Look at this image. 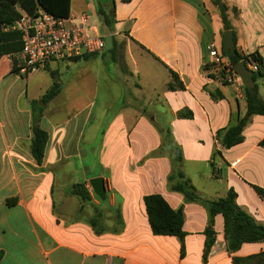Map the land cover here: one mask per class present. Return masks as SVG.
<instances>
[{
	"label": "crops",
	"instance_id": "1",
	"mask_svg": "<svg viewBox=\"0 0 264 264\" xmlns=\"http://www.w3.org/2000/svg\"><path fill=\"white\" fill-rule=\"evenodd\" d=\"M97 1L107 6L111 0H71L70 16H97ZM113 1L114 34L124 37L127 72L118 65H110L107 72L102 53L86 61L47 63L51 70H59L62 89L44 104L40 125L49 139L43 172L34 170L39 167L29 153L30 102L39 101L52 80L33 93L27 86L32 73L23 80L8 70L0 72V264H233V258L259 255L264 241L243 244L229 254L223 217L217 215L216 242L207 262H202L208 213L199 203L186 202L182 194L171 190L170 158L167 152L158 154L161 136L153 125L167 118L162 127L169 129L180 148V169L201 198H223L232 189L237 205L264 225V200L253 189H264V148L258 145L264 138V116L252 118L242 143L222 151L228 165L223 178L216 179L210 169L215 132L229 125L231 112L243 116L246 108L243 84L219 80L208 63L206 46L215 42L223 48L217 9L210 0ZM224 1L238 51L258 53L264 67V0ZM206 65L209 68L204 70ZM66 74L72 75L70 82H78L76 87L88 85L92 76L96 83L98 79L97 86L102 81L109 92L99 95L97 88L92 95L66 94ZM170 83L174 90L167 88ZM256 85L264 101V77ZM204 87L217 89L224 98L212 101ZM98 97L104 104L97 107ZM111 111L114 115L107 119ZM180 112H190L192 117L180 119ZM82 143L88 149L81 148ZM80 164L88 168V181L103 177V204L88 185L91 200L79 201L55 171ZM152 194L161 195L174 210L183 208V257L176 237L151 232L143 197ZM11 199L16 202L8 206ZM94 206L105 228L99 236L88 224ZM116 210L120 225L115 223Z\"/></svg>",
	"mask_w": 264,
	"mask_h": 264
},
{
	"label": "trees",
	"instance_id": "2",
	"mask_svg": "<svg viewBox=\"0 0 264 264\" xmlns=\"http://www.w3.org/2000/svg\"><path fill=\"white\" fill-rule=\"evenodd\" d=\"M122 3L127 4L131 0H120ZM213 6L217 9L219 18L222 23V36L226 31H231L233 34L234 46L230 50L222 48L223 54L229 59L230 64L234 68L239 63L247 64L253 62L257 65V69L253 71L254 87L248 89L243 87V95L245 99V114L239 116L236 113L232 114L228 126L217 130L214 134L215 148L211 155L210 169L212 175L216 179L225 176L224 170L228 167L227 163L222 157V151L227 150L235 145L244 141L243 131L245 127L251 122L254 116H264V101L258 96V89L256 80L264 77L263 59L258 53L243 54L238 51L236 46V37L233 30L228 12L229 7L224 0H210ZM109 5H105L97 1L96 15L100 19L103 26L110 32H115V10L114 1H108ZM71 0H0V62L5 58H17L19 64L15 69L9 71L11 75H18L24 78L20 73L21 61L19 54L22 49L21 34L12 30H5L7 27L12 26L20 17V11L26 13L30 17H37L39 11L49 14L58 19H66L70 16ZM234 17L238 16L237 8H231ZM125 46L124 41H117L112 37L110 46L101 54V60L107 72H109L110 65H118L123 72H127L123 62V49ZM96 55H84L82 57H75L73 61L89 60ZM207 65L203 68L206 70ZM171 78L176 76L170 72ZM169 90H174L172 83L168 84ZM182 89V86H178ZM62 85L56 80L52 82L51 86L41 97L42 101L47 105L54 99L61 91ZM212 101L217 102L224 97L217 89L209 90L204 87ZM39 101L33 100L30 102V145L29 153L33 158L35 164L39 169L35 171L43 172L41 168L45 154L46 145L49 139L48 132L45 131L41 125V118L43 115L44 107L39 104ZM180 119H188L192 117L190 112H180L177 114ZM153 125L159 135L161 136V145L158 154L167 152L170 158L171 170L167 181L171 184V190L183 195L186 202L199 203L205 208L208 213V223L203 231L205 236L204 249L202 254V262L206 263L211 255L212 248L216 242V233L214 230V218L217 215L223 217L224 226V239L225 248L229 254L236 253L243 244L259 243L264 241V225L257 222L251 215L240 208L236 203V193L230 189L223 198L215 200H207L201 198L195 188L192 186L190 180L185 178L184 173L180 169V162L182 160V153L179 147L175 145L172 135L168 128L160 127L156 122ZM103 131L99 134L102 138ZM264 148V138L258 143ZM253 189L257 195L264 200V189L254 186ZM69 194L76 196L81 202H89L91 200L90 194L87 189L79 185L73 186ZM97 198V197H96ZM98 199V198H97ZM99 200V199H98ZM16 199L7 201L8 206L15 204ZM145 212L147 215L148 223L151 232L154 236H172L179 240L181 251L180 256H184V239L185 232L184 225V212L180 207L176 210L172 209L165 199L158 194L147 195L143 197ZM99 203H104L99 200ZM94 215L88 220V224L92 228L95 235L99 236L105 232V228L101 224V212L95 206ZM115 223L121 224V217L119 211H115ZM112 232H115L114 230ZM2 253L0 252V259ZM233 264H264V252L259 255L252 256L246 259L233 258Z\"/></svg>",
	"mask_w": 264,
	"mask_h": 264
},
{
	"label": "built area",
	"instance_id": "3",
	"mask_svg": "<svg viewBox=\"0 0 264 264\" xmlns=\"http://www.w3.org/2000/svg\"><path fill=\"white\" fill-rule=\"evenodd\" d=\"M9 29L21 34V74L43 69L53 60L65 61L84 55H99L106 48L103 37L91 25L88 13L58 19L42 11H39L37 17H30L20 11L19 19L5 30ZM206 51L210 59L208 63L219 80L226 84L242 82L215 42L209 43ZM247 68L253 72L257 65L250 62Z\"/></svg>",
	"mask_w": 264,
	"mask_h": 264
},
{
	"label": "rangeland",
	"instance_id": "4",
	"mask_svg": "<svg viewBox=\"0 0 264 264\" xmlns=\"http://www.w3.org/2000/svg\"><path fill=\"white\" fill-rule=\"evenodd\" d=\"M90 23H91V25L96 27L99 35L103 37L105 44H106V48L104 51H106V49H108V47L110 46V40L112 37L118 39L119 41H122L124 39V37H122V36H117L114 33H110L103 26L100 19L97 16H95V14L90 15ZM104 51L102 53H104ZM15 61L17 64H19V61L17 58L16 59L15 58H5L4 61L0 65V67H1L0 72H4L6 70L12 71L13 69H15V67L17 65L15 63ZM66 61H73V60H66ZM123 62L125 63L124 58H123ZM58 71L59 70H51L50 67L46 65L43 69H39L35 72H32V74L30 76H29L30 73L29 74L25 73L22 76L24 77L23 80H26L29 76V78L27 79V86H28V89L34 93V92H39V90L43 89L48 83L51 84V80H52V82H53V80L54 81L56 80L58 83H62L61 79L59 77L60 72H58ZM71 77H72L71 74H66V76L64 78L65 82H66V84H65V93L66 94H70V93L72 94V92H73L74 95L84 94V96H86L88 93H90V95H92V94L96 93L97 88L99 89V92H98L99 95H102V94L106 95L109 92V91L104 90V89H107V87L102 86V81L100 82V86H97L98 85V79H97V83H96V80L92 76H89V84L88 85L85 84L82 87L80 85L76 87L75 83H78V82H70ZM23 83H24L23 85L25 86L26 81ZM77 89H80V90L77 92ZM40 99H41V97L39 98V100ZM39 104H40V102H39ZM103 104L104 103L101 102L100 98L98 97L97 101H96L97 107L101 106ZM43 107H45V105ZM96 111L97 110H95V113H96ZM113 115H114V112L111 111V114L110 113L107 114V119H111V117ZM166 120H167V118H161L156 123L161 127L164 125L163 122H165ZM107 123H108V121H107ZM107 123H106V125H107ZM81 148L86 150V149H88V145L85 143H82ZM90 158L91 159L89 160V164L92 163L93 156L91 155ZM78 164H79V162H78ZM55 171H56V173L59 174V176L61 178L66 180L65 185H68L67 186V189L69 188L68 190H70L75 185H79L82 188H84V186L88 185L90 190H91L89 181L87 179L90 176V174L88 172V168H84L81 164L75 165L72 169L70 167H67L64 165L62 168L58 167L57 170H55ZM82 172H83V175L81 174ZM58 183L59 182H57V184ZM66 191L67 190L64 191V194L67 196ZM94 197H95V195H94ZM95 199H96V201H99L96 197H95Z\"/></svg>",
	"mask_w": 264,
	"mask_h": 264
},
{
	"label": "water",
	"instance_id": "5",
	"mask_svg": "<svg viewBox=\"0 0 264 264\" xmlns=\"http://www.w3.org/2000/svg\"><path fill=\"white\" fill-rule=\"evenodd\" d=\"M234 46L233 34L231 31H226L223 33V48L225 50H230ZM236 74L242 81L245 88L252 89L254 87V81L252 78L253 72L250 71L245 63H239L234 67ZM40 105H44L42 101H39ZM83 175V172L81 173ZM89 184L94 195L102 202L106 200V190L104 185L103 177H95L89 180Z\"/></svg>",
	"mask_w": 264,
	"mask_h": 264
}]
</instances>
